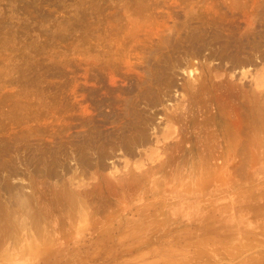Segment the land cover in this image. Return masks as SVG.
<instances>
[{
  "label": "rangeland",
  "instance_id": "1",
  "mask_svg": "<svg viewBox=\"0 0 264 264\" xmlns=\"http://www.w3.org/2000/svg\"><path fill=\"white\" fill-rule=\"evenodd\" d=\"M0 264H264V0H0Z\"/></svg>",
  "mask_w": 264,
  "mask_h": 264
}]
</instances>
